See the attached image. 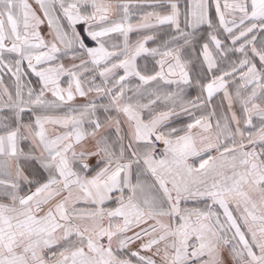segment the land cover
<instances>
[{"label": "snow or ice", "instance_id": "snow-or-ice-1", "mask_svg": "<svg viewBox=\"0 0 264 264\" xmlns=\"http://www.w3.org/2000/svg\"><path fill=\"white\" fill-rule=\"evenodd\" d=\"M0 264H264V0H0Z\"/></svg>", "mask_w": 264, "mask_h": 264}, {"label": "crops", "instance_id": "crops-1", "mask_svg": "<svg viewBox=\"0 0 264 264\" xmlns=\"http://www.w3.org/2000/svg\"><path fill=\"white\" fill-rule=\"evenodd\" d=\"M34 78V77H33Z\"/></svg>", "mask_w": 264, "mask_h": 264}, {"label": "rangeland", "instance_id": "rangeland-1", "mask_svg": "<svg viewBox=\"0 0 264 264\" xmlns=\"http://www.w3.org/2000/svg\"><path fill=\"white\" fill-rule=\"evenodd\" d=\"M34 79V78H33Z\"/></svg>", "mask_w": 264, "mask_h": 264}]
</instances>
